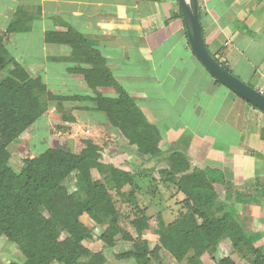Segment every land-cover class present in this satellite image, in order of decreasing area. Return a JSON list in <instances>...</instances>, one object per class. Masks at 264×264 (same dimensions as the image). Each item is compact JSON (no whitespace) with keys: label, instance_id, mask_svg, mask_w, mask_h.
Here are the masks:
<instances>
[{"label":"crops","instance_id":"1","mask_svg":"<svg viewBox=\"0 0 264 264\" xmlns=\"http://www.w3.org/2000/svg\"><path fill=\"white\" fill-rule=\"evenodd\" d=\"M199 7L208 49L264 93V0H199ZM19 11L26 27L11 32L6 46L30 75L42 79L48 91L61 96L94 94L84 75L73 70L81 64L72 58L71 47L45 41L49 30L73 28L96 43L118 83L160 131L162 145L182 150L192 168L222 170L234 190L246 195V201L238 204L259 213H249L248 218L255 223L263 218L264 200L254 201L264 192V111L218 83L201 63L191 47L178 0H0V33L6 32ZM98 91L108 97L118 95L114 88ZM93 107L91 100L52 101L33 126L39 120L51 126L47 115L51 110L57 123L84 128L103 124L111 130ZM66 125L61 128H69ZM112 132L120 145L111 148L119 167H138V171L135 163L133 169L127 166L134 157L129 145ZM67 142V146L75 145L71 139ZM55 146L59 145L45 149ZM162 164L159 168L168 166ZM148 179L138 177L145 185ZM217 193L221 199L225 191ZM180 208L174 202L166 206L175 217ZM84 216L93 219L81 216L89 226ZM97 244L107 248L97 236L84 242L93 252L100 251L94 248Z\"/></svg>","mask_w":264,"mask_h":264},{"label":"trees","instance_id":"2","mask_svg":"<svg viewBox=\"0 0 264 264\" xmlns=\"http://www.w3.org/2000/svg\"><path fill=\"white\" fill-rule=\"evenodd\" d=\"M20 14L5 33H0V74L7 73L0 78V239L17 246L25 259L23 264H105L104 251L94 253L84 245L96 236L107 248L121 240L133 242V248L119 257L134 259L137 264H164L162 251L170 253L177 264H203L202 256L211 253L216 257L225 238L245 256L254 250L251 264H264V254L254 247L264 232L248 231V216L242 217L235 206L230 207L228 201L233 194L235 202L246 200L234 190L224 172L210 167L192 168L182 150L164 147L160 131L118 83L96 43L73 28L66 32L49 30L45 41L71 47L72 58L81 64L73 70L84 75L94 94L61 96L48 91L42 79L30 75L5 44L11 32L26 27ZM100 87L114 88L118 95L104 96L98 91ZM85 100H91L93 110L102 113L110 129L127 141L132 161L140 167L137 174L154 179L157 170V183L175 185L185 195L178 202L181 208L177 216L168 223L162 220L155 229L158 243L153 249L146 240L138 239L150 230V225L145 211L138 206L136 190L128 195V201L138 209L130 229L122 224L121 211L112 195L114 190L126 197L121 191L127 185L135 186V174L105 162L103 149L94 142L86 141L79 153L72 145L49 147L25 157L19 173L11 167L8 146L34 125L52 101ZM162 163L168 166L159 169ZM93 169L104 178L94 179ZM71 175L78 180L79 190L75 193L65 186ZM217 190L225 191V199H220ZM84 214L101 227L100 235L81 220ZM215 257V264H237L231 256Z\"/></svg>","mask_w":264,"mask_h":264},{"label":"rangeland","instance_id":"3","mask_svg":"<svg viewBox=\"0 0 264 264\" xmlns=\"http://www.w3.org/2000/svg\"><path fill=\"white\" fill-rule=\"evenodd\" d=\"M5 44L7 45V39L5 41ZM6 74V72L1 73L0 78ZM46 96L47 94L44 95V98ZM47 115L48 118L52 120L51 126L49 124L44 125L43 121L39 120L36 123L37 126H32L28 130L23 132L15 142L11 143L8 146V150L11 153L10 164L16 172H20L25 157L36 155L39 152L45 150L47 146H53L55 144L59 146H61L60 144H64V146H67L69 144L67 140L69 139L74 141L75 145H73V147L77 153H79L82 148L85 147L86 141L89 140L103 149L105 162L112 163L116 166H122L121 164L119 165L118 160L114 158V149L113 151L111 149L120 147V145H117V143H115L114 139H112V136L110 135L111 133H113V130L111 131L109 129H105L103 124L94 125L93 123H91L90 128H84V126L78 124H75L74 126L68 124H60L55 121L56 114L54 111L49 110ZM48 120L49 119H47V121ZM81 122L83 123V121ZM61 125H66L69 128H61ZM115 135L117 136V138L123 140V142L127 144V141L116 130ZM59 139H63L62 142ZM133 165L134 163L132 162V165L129 166L128 164L127 166L133 169L135 168ZM163 165H165V163L162 164V166ZM136 166L138 165L136 164ZM137 168L138 167L133 170L130 169V171H132L137 176L134 183L135 186L131 187L127 185L121 191V193L125 194L126 197L118 195L114 190L112 191V195L116 199L118 207L121 211V222L126 228L129 229L132 228L130 222L135 218V212H137L138 209H136L128 201V195L131 191L136 190L135 193L138 206L145 211L150 225V230L145 232L142 237H138V239L140 241L146 240L150 246V249H153L154 246L158 243V237L155 234V229H157L159 225L162 224V220L168 223L175 218V216L173 215L174 213H171L172 211L170 212L169 210V212H167L166 206L173 204V202L174 204H178L179 201L185 199V195L179 193L175 185L170 184L168 186H165L160 183V181L157 183V181L159 180V173L157 170L154 172V179L152 177L151 180H146L148 181L147 185L139 182L138 177L140 176H138L137 174ZM161 168L162 167H160L159 169ZM92 175L94 179L104 178V174L100 173L97 169L92 170ZM69 179L70 180L68 182H65V186H67L70 192L75 193L79 190L78 180H76L74 175H71ZM225 197L226 193H222L221 199H225ZM249 197H251V195H249ZM257 197L258 199H255L254 202L259 201L260 203L261 200H264V192L263 194H261V196ZM170 199H173V202ZM235 200V194H233L231 200L228 202L230 204V207L235 206L237 208L240 216L244 217L245 215L250 216V214L258 213L255 212L251 206L243 208V206L238 204V202H235ZM261 212L263 218L261 217L260 220L256 221L257 223H255L254 218H248V221L245 224L248 231H264V208L262 211H260V213ZM83 220H85L87 224H89V227L94 229L95 233L100 234L102 232L101 227L96 226V224H94L95 222L93 223L91 219H85L84 216ZM254 247L260 249L261 253L264 254V236L262 239L255 243ZM94 248L99 249L100 251H104L107 257V262L105 264H137L134 259H121L119 257L124 252L133 248V242L121 240L120 243L112 248H103L101 244L94 245ZM219 250L216 252V257L211 253L204 254V257L202 256L203 264H215L216 262L214 257L216 259H219L225 256H231L237 264H251L255 258L254 250H251L252 252L249 251V255L247 256H245L243 253L235 251L232 247L231 241L228 238H225V240L220 245ZM162 255L164 264H177L175 258L167 251H162ZM24 260L25 259L23 257V254L14 243L9 242L5 238L0 239V264H23Z\"/></svg>","mask_w":264,"mask_h":264},{"label":"water","instance_id":"4","mask_svg":"<svg viewBox=\"0 0 264 264\" xmlns=\"http://www.w3.org/2000/svg\"><path fill=\"white\" fill-rule=\"evenodd\" d=\"M191 47L208 71L236 94L264 111V93L225 67L208 49L200 21L199 0H178Z\"/></svg>","mask_w":264,"mask_h":264}]
</instances>
